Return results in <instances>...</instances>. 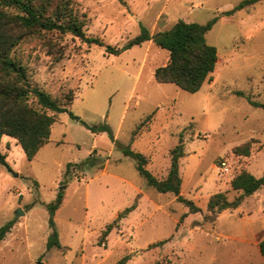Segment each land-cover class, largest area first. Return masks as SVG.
Masks as SVG:
<instances>
[{"label":"rangeland","instance_id":"374dc122","mask_svg":"<svg viewBox=\"0 0 264 264\" xmlns=\"http://www.w3.org/2000/svg\"><path fill=\"white\" fill-rule=\"evenodd\" d=\"M241 1L73 0L86 37L121 52L56 32L30 35L14 49L31 85L61 103L68 95L74 100L55 115L49 141L33 160L16 139L1 138L11 171L0 166V227L14 224L0 242V264H118L124 257L125 264L264 261L254 238L264 217L254 199L215 220L207 206L214 194L233 201L242 193L231 181L249 171L246 157L257 154L250 171L264 173V109L248 100L264 103V0L223 16ZM215 17L206 39L217 48L218 61L211 80L196 93L156 81L168 50L152 41L125 48L143 28L154 34L179 20L206 24ZM83 123L110 126L117 145ZM181 138V194L201 208L198 213H189L172 193L149 186L122 152L125 147L141 152L147 169L165 179L170 152ZM240 145H250L248 156L233 152ZM91 155L96 166L67 171L68 163ZM222 161L228 171L219 170ZM60 193L55 224L62 248L48 249L47 205ZM18 210L23 214L17 216ZM160 241L166 242L156 246Z\"/></svg>","mask_w":264,"mask_h":264},{"label":"trees","instance_id":"16d2710c","mask_svg":"<svg viewBox=\"0 0 264 264\" xmlns=\"http://www.w3.org/2000/svg\"><path fill=\"white\" fill-rule=\"evenodd\" d=\"M262 0H243L233 9L223 12V16H232L235 12L251 7ZM218 18L215 17L206 24L185 22L179 20L170 29L151 34L145 28L125 48L142 45L152 41L160 48L169 51V61L155 70V79L159 83H172L179 88L196 93L201 90L211 74L215 71L218 52L217 48L207 42L206 34L213 28ZM85 21L77 14L73 0H0V141L6 135L16 139L26 157L33 160L40 149L49 141L51 128L55 123V115L68 110L73 97L68 95L67 103L53 99L46 91L29 82L26 68L13 56L14 49L28 36L45 32H56L61 35H73L91 44L105 46L110 53H119L123 49L105 45L100 39L87 38L84 30ZM242 95V93H239ZM31 98L36 100L39 108L31 104ZM255 106L264 109V103L248 99ZM48 111L54 113L49 115ZM70 115L75 116L70 112ZM94 133H107L117 145L110 126H89ZM250 145L236 146L235 154L248 156ZM124 156L135 162L138 173L147 184L160 193H172L178 202L188 208L189 213H198L201 208L193 200L182 196V178L179 160L184 156L182 138L170 152L171 166L165 179H158L147 169L148 159L144 154L130 147L122 149ZM98 159L91 155L81 163H68L70 166L91 168L96 166ZM0 166L11 171L6 155L0 151ZM264 185V173L260 178L249 171L243 170L231 181V187L242 193L233 201H229L225 193H217L210 197L208 210L214 220L225 210L239 208L244 200L253 195ZM63 202L60 193L57 199L47 205L49 211V226L52 229L47 241V248H62L59 233L55 224V214ZM135 206L128 208L132 211ZM187 216L184 213L179 223ZM13 222H7L0 227V242L11 232ZM112 229L108 225L103 235L107 236ZM160 241L157 245L164 244ZM259 250L264 258V238L259 242ZM129 257H124L118 264H125ZM264 264V261L262 263Z\"/></svg>","mask_w":264,"mask_h":264},{"label":"crops","instance_id":"0c3cea01","mask_svg":"<svg viewBox=\"0 0 264 264\" xmlns=\"http://www.w3.org/2000/svg\"><path fill=\"white\" fill-rule=\"evenodd\" d=\"M258 153V152H257ZM255 156V157H254ZM253 157H246L247 159H249V164L247 165V168L249 170V172L251 174H253L251 171H250V167L254 164V162L256 161L257 159V154H254ZM255 160V161H254ZM254 175V174H253ZM255 176V175H254ZM257 178H260L259 176H255ZM248 198H252L254 199V201L257 203L258 205V212L260 213V215H262V217H264V185L259 189L257 190L253 195L247 197L245 200H247ZM244 200V201H245ZM254 238L256 240V245L257 247L259 248V242L264 238V227L259 230L257 233L254 234Z\"/></svg>","mask_w":264,"mask_h":264},{"label":"built area","instance_id":"2783aa9c","mask_svg":"<svg viewBox=\"0 0 264 264\" xmlns=\"http://www.w3.org/2000/svg\"><path fill=\"white\" fill-rule=\"evenodd\" d=\"M219 170L228 171L227 164L224 161L220 164Z\"/></svg>","mask_w":264,"mask_h":264},{"label":"water","instance_id":"95a60500","mask_svg":"<svg viewBox=\"0 0 264 264\" xmlns=\"http://www.w3.org/2000/svg\"><path fill=\"white\" fill-rule=\"evenodd\" d=\"M23 214V212L21 211V210H18V212H17V216H20V215H22Z\"/></svg>","mask_w":264,"mask_h":264}]
</instances>
